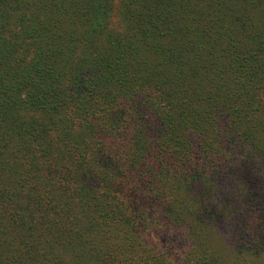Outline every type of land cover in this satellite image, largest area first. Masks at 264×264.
I'll list each match as a JSON object with an SVG mask.
<instances>
[{
  "label": "trees",
  "instance_id": "16d2710c",
  "mask_svg": "<svg viewBox=\"0 0 264 264\" xmlns=\"http://www.w3.org/2000/svg\"><path fill=\"white\" fill-rule=\"evenodd\" d=\"M252 248L264 0H0V264Z\"/></svg>",
  "mask_w": 264,
  "mask_h": 264
},
{
  "label": "rangeland",
  "instance_id": "374dc122",
  "mask_svg": "<svg viewBox=\"0 0 264 264\" xmlns=\"http://www.w3.org/2000/svg\"><path fill=\"white\" fill-rule=\"evenodd\" d=\"M224 253L225 251L222 250ZM239 262L240 264L242 261H245V264H264V250L258 251L255 248H252L249 252L245 253L242 257H240ZM235 264V263H230Z\"/></svg>",
  "mask_w": 264,
  "mask_h": 264
}]
</instances>
